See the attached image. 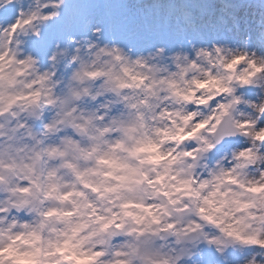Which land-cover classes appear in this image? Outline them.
Returning a JSON list of instances; mask_svg holds the SVG:
<instances>
[{
    "label": "clouds",
    "instance_id": "1",
    "mask_svg": "<svg viewBox=\"0 0 264 264\" xmlns=\"http://www.w3.org/2000/svg\"><path fill=\"white\" fill-rule=\"evenodd\" d=\"M0 264H264V0H0Z\"/></svg>",
    "mask_w": 264,
    "mask_h": 264
}]
</instances>
